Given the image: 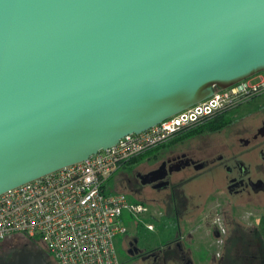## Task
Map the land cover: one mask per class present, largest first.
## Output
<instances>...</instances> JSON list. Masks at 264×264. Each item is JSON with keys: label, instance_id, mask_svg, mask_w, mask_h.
Returning <instances> with one entry per match:
<instances>
[{"label": "water", "instance_id": "obj_1", "mask_svg": "<svg viewBox=\"0 0 264 264\" xmlns=\"http://www.w3.org/2000/svg\"><path fill=\"white\" fill-rule=\"evenodd\" d=\"M262 71L264 0H0V194Z\"/></svg>", "mask_w": 264, "mask_h": 264}, {"label": "flooded vegetation", "instance_id": "obj_2", "mask_svg": "<svg viewBox=\"0 0 264 264\" xmlns=\"http://www.w3.org/2000/svg\"><path fill=\"white\" fill-rule=\"evenodd\" d=\"M142 163L119 185L136 200L144 202V197L167 212L154 216L150 231H157L159 217L163 216L174 224V231L155 243L141 242L126 232L121 248L128 257H119L120 264H253L250 251L255 246L251 239L255 227L244 228L236 223L240 229L236 232L228 225L224 212L236 209L237 203L254 207L264 204L263 91L191 123L186 137L138 165ZM202 176L212 191L227 198L218 203L216 213L223 233L215 227L211 231V237L219 241L215 250L208 245L207 227L204 234L198 231L204 224L208 226L211 216L196 220L208 203L200 200L201 190L189 189ZM193 217L198 224L191 228ZM40 251L50 264H55L43 246L23 235H13L0 242V263L13 260L16 254L26 257Z\"/></svg>", "mask_w": 264, "mask_h": 264}, {"label": "built area", "instance_id": "obj_3", "mask_svg": "<svg viewBox=\"0 0 264 264\" xmlns=\"http://www.w3.org/2000/svg\"><path fill=\"white\" fill-rule=\"evenodd\" d=\"M264 92V71L243 79L87 159L0 194V242L15 234L43 246L55 264H120L116 238L128 225L153 230L148 207L108 184L126 161L215 111ZM127 219V224L126 220Z\"/></svg>", "mask_w": 264, "mask_h": 264}, {"label": "rangeland", "instance_id": "obj_4", "mask_svg": "<svg viewBox=\"0 0 264 264\" xmlns=\"http://www.w3.org/2000/svg\"><path fill=\"white\" fill-rule=\"evenodd\" d=\"M165 147V146H164ZM163 147V148H164ZM163 148L158 149L156 152H152L146 156H144L143 158H141L140 160H138L135 164L130 165L129 167L126 168H120L119 170H117L112 178L110 179V182L108 184V189L109 191L112 192H117V191H122L125 192L126 196L128 197V199L130 200H136L137 198L130 192H128L127 189L123 188L120 184V182L122 181V179H126L127 176H131L132 172L135 171L136 169L140 168L144 163L138 165V163L141 160H146V159H152L153 156H155V154H157L158 151L162 150ZM133 166V167H132ZM129 174V175H128ZM187 188V186H186ZM189 189L194 192V191H198L201 190V201H207L208 203V207H206L204 209V213L202 212L201 215H198L197 219H205L206 216H208V218L211 216V222L210 220H208V226L207 224H204L203 228H201L200 230H198L199 232H201L200 234H204L205 230L204 227H207V232L209 233V235H206L207 239H208V245L210 248H212V250H215L217 248V245L219 244V241L216 240V238H212L211 237V231L213 229V227L217 228L218 230H220L221 233L223 226L220 220L216 219V213L218 212V203L219 202H225L226 201V197L216 191H212L211 187L208 186V180L205 176H202L201 178H199L195 183H192L189 186ZM131 192H133L131 190ZM214 195L213 197H211V195ZM196 198V197H195ZM203 199V200H202ZM145 204H147L148 206V213L144 216L141 217L142 221L144 222H152L154 223V216L158 217L160 216V213L162 212L163 214H166L167 212L165 210H162V208L160 206H157L156 204L146 200L144 197L142 199ZM202 210L197 211V213H200ZM226 214V215H225ZM219 216V215H218ZM259 217L263 218L264 220V204L260 203V205L258 206H244L241 205L240 203H237V208L231 210V209H227L226 212H224V218L225 220L229 221L228 225L231 226V228L234 229V231L238 232L237 228V224L239 223L240 226H244V228L247 227H251L253 226V228L255 227L256 231H260L263 233L264 235V222L263 220L259 223H257V219H259ZM126 224H127V219L125 220ZM169 219L165 216L163 217H159V225H157V231L153 232V231H147L144 227H137L134 224L128 225V230L126 234H129L131 236H135L138 237L140 239V241H145V243H155L158 242L160 240H163L164 238H166L167 233H173L174 231V224H169L168 223ZM181 224V222H180ZM198 224L197 221H195L194 217L192 218V223H191V228L195 227ZM183 225V223L181 224ZM183 228V226L181 227ZM228 228V226H227ZM252 233L251 235V239L253 240L254 244L255 242H257L256 237H258V233L257 232ZM195 233V232H194ZM239 235V233L237 234V236ZM125 235H119L116 238V248H117V252L119 257L123 260L124 257L127 256V254H125V252L122 250L121 246L124 244V240H125ZM196 236V235H195ZM250 236H248L249 238ZM256 245V244H255ZM264 246V244H263ZM239 255L242 256V253H239ZM240 256V258H241ZM128 257V256H127ZM243 258V256H242ZM241 258V259H242ZM240 260V259H239ZM130 264V263H128ZM243 264V263H242Z\"/></svg>", "mask_w": 264, "mask_h": 264}, {"label": "trees", "instance_id": "obj_5", "mask_svg": "<svg viewBox=\"0 0 264 264\" xmlns=\"http://www.w3.org/2000/svg\"><path fill=\"white\" fill-rule=\"evenodd\" d=\"M187 136V128L186 129H182L180 131H178L172 138H170L169 140H167L166 142H164L163 144L155 147V148H151L149 150H146L144 152H142L141 154L135 156V157H132L131 159H129L128 161H126L123 165L120 166V168H126V167H129L130 165H133L135 164L138 160H140L141 158H143L144 156L152 153V152H156L158 149L160 148H163L164 146H169L171 145L172 143L184 138ZM118 168V170L120 169ZM135 201H139V200H135ZM143 204H145L144 202L142 201H139ZM146 205V204H145ZM139 227V226H137ZM15 235H19V234H15ZM2 242V241H1ZM46 251V250H45ZM47 253V252H46ZM47 255L49 256V254L47 253Z\"/></svg>", "mask_w": 264, "mask_h": 264}, {"label": "crops", "instance_id": "obj_6", "mask_svg": "<svg viewBox=\"0 0 264 264\" xmlns=\"http://www.w3.org/2000/svg\"><path fill=\"white\" fill-rule=\"evenodd\" d=\"M262 220L263 218L259 217V219H257L256 225L258 222L260 223ZM256 232L258 233V237H256L257 242H255L256 245L250 251V256H251L250 259L251 261H253V264H264V246H263L264 235L260 231H256ZM51 262H53V260H51Z\"/></svg>", "mask_w": 264, "mask_h": 264}]
</instances>
